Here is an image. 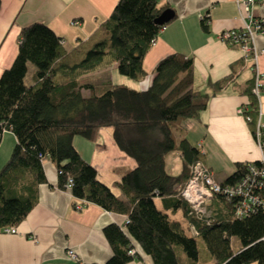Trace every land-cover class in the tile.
<instances>
[{"label": "trees", "instance_id": "trees-1", "mask_svg": "<svg viewBox=\"0 0 264 264\" xmlns=\"http://www.w3.org/2000/svg\"><path fill=\"white\" fill-rule=\"evenodd\" d=\"M159 1L118 0L108 18L69 51L63 38L42 22L20 29L17 53L0 74V140L4 130L15 137L0 168V231L17 225L33 207L37 186L45 181L42 162L48 159L55 164L59 187L66 189L67 178L72 179L69 190L76 210L78 202L81 208L94 203L126 215L124 229L115 223L103 228L111 255L102 264H127L136 257L128 253L133 243L153 264H195L199 237L214 264H264L263 206L237 216L239 198L218 192L208 205L216 215L209 224L188 214L189 204L177 188L187 181L190 166L199 157L202 160L201 152L186 137H176L182 133V122L197 119L228 76L208 82L211 92L195 90L192 57L173 52L157 61L143 89L111 81L79 82L83 75L111 65L133 80L144 78L143 57L164 26L154 22L167 7ZM28 64L34 68L31 85L24 81ZM252 85L253 78L242 83L241 93L248 98L243 116L249 117L246 122L255 139L257 98ZM100 128H109L117 147L136 163L119 182L124 199L97 179L94 166L72 143L76 135L94 141ZM174 152L180 157L176 173L168 170L166 162ZM250 163L258 165L259 159L236 162L220 185L239 181ZM176 210L186 219L185 227L172 217ZM190 226L197 234L191 233ZM232 237L240 243L237 251L231 248Z\"/></svg>", "mask_w": 264, "mask_h": 264}, {"label": "crops", "instance_id": "crops-1", "mask_svg": "<svg viewBox=\"0 0 264 264\" xmlns=\"http://www.w3.org/2000/svg\"><path fill=\"white\" fill-rule=\"evenodd\" d=\"M117 1L0 0V74L10 66L17 53V36L22 27L33 22L46 24L63 38V46L69 51L108 18ZM159 4L167 5L166 9H171L173 16L164 22V28L158 31L143 57L142 67L146 72L143 79L136 81L118 76L115 65H111L83 75L79 82L111 81L143 89L150 83L157 61L173 52L192 57L195 90L211 92L208 82L228 76L225 85L210 95L199 117L185 119L182 133L177 134V138L184 136L198 148L214 177L223 181L234 171L236 162L255 161L262 155L248 123L238 112V108L244 107L248 101L241 93V84L253 78L254 72L250 63L243 62L239 48L218 36L225 29L241 28L243 20L235 0H160ZM252 12L256 17L264 16V5L255 3ZM256 46L264 49V35L256 37ZM27 66L24 81L31 85L34 68L31 64ZM257 67L264 72V52L257 57ZM91 76L97 81L84 78ZM259 109L264 122L263 91L259 96ZM72 143L82 158L94 166L97 179L115 196L124 199L119 182L136 163L117 147L110 129L100 128L94 141L76 135ZM14 144L13 133L4 130L0 140V168ZM166 162L170 172H178V153L169 154ZM42 167L45 181L37 186L35 204L15 225V233L0 231V264H74L75 261L66 255L69 248L82 264L104 263L111 255V249L103 228L115 223L124 229L126 215L109 212L94 203L84 204L76 210L70 190L58 186L55 164L45 159ZM158 202L162 207L160 200L156 199V205ZM171 215L178 221L180 216L183 217L180 210ZM133 244L136 257L127 264H153L151 257ZM214 263L209 254L195 264Z\"/></svg>", "mask_w": 264, "mask_h": 264}, {"label": "built area", "instance_id": "built-area-1", "mask_svg": "<svg viewBox=\"0 0 264 264\" xmlns=\"http://www.w3.org/2000/svg\"><path fill=\"white\" fill-rule=\"evenodd\" d=\"M238 7V13L243 20L241 28L225 29L219 33V38L230 44L237 46L241 52L244 63H250L253 73L252 93L257 98V119L255 121V140L261 147V137L264 136V122L261 121V113L259 109V96L264 88V72L257 67V57L264 49H258L256 46V37L264 35V16L256 17L252 12L255 3L264 5V0H235ZM161 26L160 29H163ZM159 29V30H160ZM238 112L242 114L244 107H239ZM244 117V116H243ZM245 120H249L246 115ZM72 179L67 178L65 188L70 189ZM180 195L189 204L188 214L198 220L211 224L214 221V210L208 206L213 196L218 192H224L228 196L238 197L239 201L236 208L237 216H245L254 209V206L261 205L264 207V192L260 193V189L264 191V155L262 153L259 158L258 165L247 164L246 172L239 181L225 185L214 177L212 171L202 160L195 161L190 166V175L184 185L177 187ZM76 208H81V202H78ZM192 234L197 231L190 226ZM5 233H15V226H9L2 229ZM130 255L136 254V249H129ZM66 255L72 261L79 262L73 249L66 250Z\"/></svg>", "mask_w": 264, "mask_h": 264}, {"label": "rangeland", "instance_id": "rangeland-1", "mask_svg": "<svg viewBox=\"0 0 264 264\" xmlns=\"http://www.w3.org/2000/svg\"><path fill=\"white\" fill-rule=\"evenodd\" d=\"M116 75H118V76H122L123 78H126V79H128L129 77H127V76H125V75H121V74H119L118 72L116 73ZM85 79H88V80H90V81H97L96 79L97 78H94V77H90V78H88V77H84ZM84 79V80H85ZM131 79V78H130ZM177 137V136H176ZM157 205H158V207H160L159 206V202L157 203ZM161 208V207H160ZM179 220H180V222H181V225L183 226V227H185L186 226V220L183 218V217H179ZM230 244H231V248H232V250L233 249H235L234 251H236V250H238L239 249V247H240V243H239V241H238V239L236 238V237H232L231 238V240H230ZM198 247H199V259L202 261V260H205V258H206V256H208V252H207V249H206V246H205V243H204V241H203V239L201 238V237H199L198 238ZM75 263H78V264H82V263H80V262H75Z\"/></svg>", "mask_w": 264, "mask_h": 264}, {"label": "water", "instance_id": "water-1", "mask_svg": "<svg viewBox=\"0 0 264 264\" xmlns=\"http://www.w3.org/2000/svg\"><path fill=\"white\" fill-rule=\"evenodd\" d=\"M173 16V11L171 9H164L158 16L155 17L154 22L156 24L164 23Z\"/></svg>", "mask_w": 264, "mask_h": 264}, {"label": "bare ground", "instance_id": "bare-ground-1", "mask_svg": "<svg viewBox=\"0 0 264 264\" xmlns=\"http://www.w3.org/2000/svg\"><path fill=\"white\" fill-rule=\"evenodd\" d=\"M199 160H200V157H199Z\"/></svg>", "mask_w": 264, "mask_h": 264}]
</instances>
